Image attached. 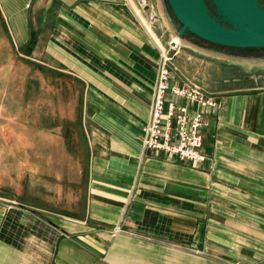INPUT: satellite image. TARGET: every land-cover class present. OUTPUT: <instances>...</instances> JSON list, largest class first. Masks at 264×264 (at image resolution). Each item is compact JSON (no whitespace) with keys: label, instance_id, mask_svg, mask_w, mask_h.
<instances>
[{"label":"crops","instance_id":"1","mask_svg":"<svg viewBox=\"0 0 264 264\" xmlns=\"http://www.w3.org/2000/svg\"><path fill=\"white\" fill-rule=\"evenodd\" d=\"M149 1L0 0V141L17 133L34 174L84 180L48 207L0 198V264H264V61L178 49L173 81L222 103L207 158L146 150L162 48Z\"/></svg>","mask_w":264,"mask_h":264},{"label":"water","instance_id":"2","mask_svg":"<svg viewBox=\"0 0 264 264\" xmlns=\"http://www.w3.org/2000/svg\"><path fill=\"white\" fill-rule=\"evenodd\" d=\"M172 43L241 62L264 61L261 0H167ZM183 40L176 41L177 36Z\"/></svg>","mask_w":264,"mask_h":264},{"label":"built area","instance_id":"3","mask_svg":"<svg viewBox=\"0 0 264 264\" xmlns=\"http://www.w3.org/2000/svg\"><path fill=\"white\" fill-rule=\"evenodd\" d=\"M179 44L161 48L151 113L143 127L146 150L165 151L184 160L202 162L207 112L221 106V100L198 82L173 81L171 60ZM119 230V228H116Z\"/></svg>","mask_w":264,"mask_h":264},{"label":"rangeland","instance_id":"4","mask_svg":"<svg viewBox=\"0 0 264 264\" xmlns=\"http://www.w3.org/2000/svg\"><path fill=\"white\" fill-rule=\"evenodd\" d=\"M261 1L264 3V0ZM145 9L148 16L151 13L155 19H159L155 21L154 28L158 29L159 36L162 34L160 47L168 48L169 42L173 38V31L169 25L173 23L172 19L174 18L168 1L150 0ZM179 49L188 51V46L179 44ZM16 134L15 132H8L0 141L4 145L2 148L3 156L0 157V160L5 159L4 162H0V198L30 204L36 203L48 207L49 203H53L52 199L57 198L58 202L60 201L59 195H61V202L63 203V198L65 200V196L70 192L76 195L83 194L84 180L57 179L48 173L53 170L50 169V166L55 169L64 165L38 164L36 167L40 170L34 174L32 166L35 165L18 163L16 161L17 156L22 155L23 150H17L15 140L8 139L9 136ZM22 135L26 139L25 142L33 139V132L24 131ZM28 151L31 154V150L28 149Z\"/></svg>","mask_w":264,"mask_h":264},{"label":"bare ground","instance_id":"5","mask_svg":"<svg viewBox=\"0 0 264 264\" xmlns=\"http://www.w3.org/2000/svg\"><path fill=\"white\" fill-rule=\"evenodd\" d=\"M175 39H176V41H181V40H183V37L178 35Z\"/></svg>","mask_w":264,"mask_h":264}]
</instances>
